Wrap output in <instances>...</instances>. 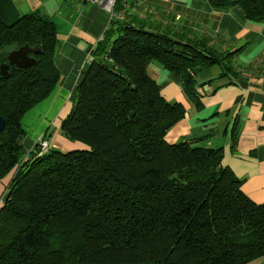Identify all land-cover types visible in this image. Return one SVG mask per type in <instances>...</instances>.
<instances>
[{"label": "trees", "instance_id": "trees-1", "mask_svg": "<svg viewBox=\"0 0 264 264\" xmlns=\"http://www.w3.org/2000/svg\"><path fill=\"white\" fill-rule=\"evenodd\" d=\"M264 25V0H208ZM119 0L68 103L63 135L84 149L50 150L25 160L24 117L60 81L58 38L40 13L21 16L0 0V181L15 174L0 205V264H252L264 257V204L253 203L223 165L222 149L203 138L169 144L187 111L166 100L151 65L176 75L198 110V74L231 65L241 51L219 52L206 38L148 16ZM28 48L21 67L5 54ZM238 124L232 130L235 149ZM46 139V138H44Z\"/></svg>", "mask_w": 264, "mask_h": 264}, {"label": "crops", "instance_id": "crops-1", "mask_svg": "<svg viewBox=\"0 0 264 264\" xmlns=\"http://www.w3.org/2000/svg\"><path fill=\"white\" fill-rule=\"evenodd\" d=\"M135 5L142 4L134 0ZM158 7L175 13L168 0H150ZM21 16L40 13L50 19L58 38L55 66L60 81L52 95L32 109L23 119L27 133L24 140L25 160L32 157L35 146L43 138L50 149L60 152L84 147L69 141L61 131L62 121L69 114L68 103L89 69L92 52L111 24V15L97 5L82 0H11ZM174 6V7H173ZM185 19L180 30L192 36L206 38L219 52L240 53L231 61L238 78L220 79L219 67L202 70L197 77L201 109L188 102L182 92L181 80L174 74L151 65L163 97L181 103L187 114L166 136L169 144L186 139L203 138L200 145L222 149L223 165L242 181L241 190L255 204H264V25L248 21L232 8L216 10L208 0H183ZM132 10V8L130 7ZM176 9V8H175ZM132 13V12H131ZM133 14V13H132ZM176 14V13H175ZM142 17V16H138ZM145 17V16H143ZM181 16L178 15L177 19ZM175 20V19H173ZM178 21V22H179ZM164 25L165 22H161ZM171 21V25L178 24ZM169 25V26H171ZM173 27V26H171ZM179 28V27H178ZM175 30V28H173ZM14 59V58H13ZM32 63L27 55L19 56L13 64ZM237 121L238 136L232 148L231 130ZM56 136L55 141L51 138ZM15 174L0 181V205L6 198ZM252 264H264V257Z\"/></svg>", "mask_w": 264, "mask_h": 264}, {"label": "rangeland", "instance_id": "rangeland-1", "mask_svg": "<svg viewBox=\"0 0 264 264\" xmlns=\"http://www.w3.org/2000/svg\"><path fill=\"white\" fill-rule=\"evenodd\" d=\"M126 1L128 3H131V1H133V0H126ZM140 2H142V0ZM168 2H170L171 5L174 4L176 9L174 8L173 10H175L176 14L174 12L167 10V9L166 10L163 9L161 6L158 7L157 5H155L150 0H144V2L140 5H138V3H136V5L132 8L131 12L135 15L142 16V17L148 16L151 21L165 22V24H167V25H171L170 24L171 21L178 22L179 20H182V19L184 20L186 15L183 13L184 8L180 6V4L183 2V0H168ZM178 15H180L181 18L176 20ZM173 19H175V20H173ZM181 22L182 21H179L178 24L175 23V25H171V26H173V28H175V31H180ZM28 50H29L28 48L8 47L4 50V52L6 55H8L11 58H15V57L18 58L19 56L25 55ZM55 139H56V136H53L50 140H51V142H56ZM165 140H166V137H165ZM75 149H84V147H79V148H75ZM69 151H71V150H67V152H69Z\"/></svg>", "mask_w": 264, "mask_h": 264}, {"label": "built area", "instance_id": "built-area-1", "mask_svg": "<svg viewBox=\"0 0 264 264\" xmlns=\"http://www.w3.org/2000/svg\"><path fill=\"white\" fill-rule=\"evenodd\" d=\"M83 2L97 5L98 7L106 10L110 15L111 19L124 20L125 16L123 14H116L115 7L119 0H82ZM50 151V144L46 139H41L39 143L35 146L33 154L41 156L42 154Z\"/></svg>", "mask_w": 264, "mask_h": 264}, {"label": "water", "instance_id": "water-1", "mask_svg": "<svg viewBox=\"0 0 264 264\" xmlns=\"http://www.w3.org/2000/svg\"><path fill=\"white\" fill-rule=\"evenodd\" d=\"M26 54H27V52H26ZM24 56V55H23ZM22 57V56H21ZM11 58V57H10ZM16 58L17 57H15L14 59L13 58H11V63L13 64L14 63V61H16ZM30 64H32V63H30ZM29 64V65H30ZM18 66H21V65H18ZM26 66H28V65H26ZM26 66H21V67H26ZM5 125H6V121H5V119L0 115V133L4 130V128H5Z\"/></svg>", "mask_w": 264, "mask_h": 264}]
</instances>
